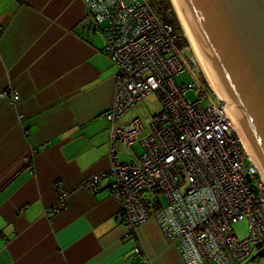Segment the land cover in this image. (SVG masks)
<instances>
[{"label": "crops", "instance_id": "1", "mask_svg": "<svg viewBox=\"0 0 264 264\" xmlns=\"http://www.w3.org/2000/svg\"><path fill=\"white\" fill-rule=\"evenodd\" d=\"M87 12L82 0H0V264H186L153 216L128 232L110 176L82 187L111 166L117 73ZM134 147L118 143L119 160L140 157ZM58 182L67 201L49 213Z\"/></svg>", "mask_w": 264, "mask_h": 264}, {"label": "built area", "instance_id": "2", "mask_svg": "<svg viewBox=\"0 0 264 264\" xmlns=\"http://www.w3.org/2000/svg\"><path fill=\"white\" fill-rule=\"evenodd\" d=\"M82 2L88 11L85 22L103 35L104 51L117 67L114 105L107 113L111 166L83 181L82 187L94 193L110 176V190L128 232L135 234L153 216L186 264H242L263 257L261 169L224 101L206 86L204 75L202 80L193 73L189 60L194 61L179 46L171 25L155 16L147 0ZM188 69L197 82L178 86L176 78ZM198 86V99L188 101L184 92ZM149 94L157 95L159 108L141 137L146 128L140 117L120 120ZM19 99L13 95L16 103ZM118 143L127 151L139 143L144 151L124 163ZM56 187L58 203L49 213H59L67 201L68 192L59 182ZM146 191L163 193L166 207L156 202L153 210L161 208L151 215L141 196ZM244 220L248 235L240 238L233 234V225Z\"/></svg>", "mask_w": 264, "mask_h": 264}, {"label": "water", "instance_id": "3", "mask_svg": "<svg viewBox=\"0 0 264 264\" xmlns=\"http://www.w3.org/2000/svg\"><path fill=\"white\" fill-rule=\"evenodd\" d=\"M264 179V0H178Z\"/></svg>", "mask_w": 264, "mask_h": 264}, {"label": "rangeland", "instance_id": "4", "mask_svg": "<svg viewBox=\"0 0 264 264\" xmlns=\"http://www.w3.org/2000/svg\"><path fill=\"white\" fill-rule=\"evenodd\" d=\"M171 3H172V0H171ZM173 7H174V4H173ZM174 10H175V7H174ZM175 12H176V10H175ZM176 15H177V13H176ZM178 20H179L180 27L183 29L184 37H186V39H188L187 35H186V32H185V28L182 27V25H181L179 16H178ZM188 44H189V46H184L182 50L183 51H187L188 56L190 58H192L193 61H194V63H193L191 60H189V63L191 65V67H192L193 73L198 78H201L203 80V74H202V71H201V67H200L199 63L197 62V60H196V58L194 56V52L191 49L190 40L189 39H188ZM205 81H206V79H205ZM193 82L196 83L197 82V78L194 75H192L191 70H189V69L186 70L183 74H180L176 78V83L180 87H183V85L188 84V83H193ZM206 86H208V88L211 89V87L208 84H206ZM199 92H200V86H198L196 90H186L184 92L183 96L186 99H188V101L194 102V101H196L198 99ZM212 97L214 98L213 95H212ZM159 101L160 100L158 99L156 94H149V96H147L144 100H142L138 104L137 107H135L132 110L128 111V114L126 115V118L123 119L122 121H127V120H131V119L133 120L135 118L140 117L142 119L143 123L145 124V128H146L145 129L146 131L141 136V137H144V135H146L147 132H148V128L150 126V122H151L153 116L157 113L156 111L159 108V105H158ZM134 145H135L134 149L137 152L140 153V152L144 151V148H142L141 144L136 143ZM141 196H143L144 203H145L146 207L150 209L149 213H151V215L156 213L157 210H159V208H161L158 205L157 206L158 208L157 209L154 208V210H153V206H154V204L156 202L162 203V205L164 207H166V205L168 204L167 197L163 193H160V194L154 193L153 194L152 192L146 191V192H142ZM233 234L236 235L237 237H240V238L246 237L248 235V223H247V221L246 220L240 221L237 224L233 225ZM213 263L210 262L209 264H213ZM242 264H264V256L260 257V258H257L256 260H252V261L245 262V263H242Z\"/></svg>", "mask_w": 264, "mask_h": 264}, {"label": "bare ground", "instance_id": "5", "mask_svg": "<svg viewBox=\"0 0 264 264\" xmlns=\"http://www.w3.org/2000/svg\"><path fill=\"white\" fill-rule=\"evenodd\" d=\"M172 4H174V7H175V10H176V13H177V15L180 17V22H181L182 27L185 28V32H186L187 38L190 40V46H191V49H192V51L194 52V56H195L197 62L199 63V65H200V67H201L202 74L204 75L207 84H209V86H211V88L213 89V91L215 92V94L217 95V97H219L220 99L223 100V98L220 96V93H219V91H218L217 86H215L214 80H213V78H212V75H211L210 72H209V69L207 68L206 62H204L203 56H202V54H201V51H199L198 45H197V43H196V40L193 38V35H192V32H191V29H190V27L188 26V23H187L186 17H185L184 14H183L182 8H181L180 4L178 3V0H172ZM223 101H224L225 109H227L228 115H229L231 121H233V125L235 126L237 132L239 133L240 138H242L243 144H245V143H244V140H243V137H242V134H241V132L239 131V128H238L237 122L235 121V119H234V117H233V115H232V112H231V110L229 109V107H230L231 105H227V102H226L225 100H223ZM228 106H229V107H228ZM245 147H246V149L248 150L246 144H245ZM248 152H249V151H248Z\"/></svg>", "mask_w": 264, "mask_h": 264}, {"label": "trees", "instance_id": "6", "mask_svg": "<svg viewBox=\"0 0 264 264\" xmlns=\"http://www.w3.org/2000/svg\"><path fill=\"white\" fill-rule=\"evenodd\" d=\"M152 12L165 24L171 25L173 35L176 36L180 47L189 46L188 39L184 37L183 29L180 27L178 16L174 10L171 0H147ZM30 160L27 162L29 163Z\"/></svg>", "mask_w": 264, "mask_h": 264}]
</instances>
